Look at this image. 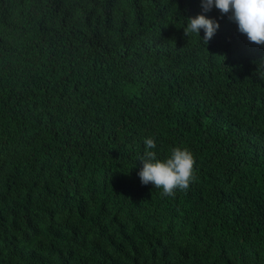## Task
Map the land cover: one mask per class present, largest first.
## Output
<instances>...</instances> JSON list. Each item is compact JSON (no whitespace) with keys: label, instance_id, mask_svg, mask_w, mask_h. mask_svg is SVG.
Returning a JSON list of instances; mask_svg holds the SVG:
<instances>
[{"label":"trees","instance_id":"trees-1","mask_svg":"<svg viewBox=\"0 0 264 264\" xmlns=\"http://www.w3.org/2000/svg\"><path fill=\"white\" fill-rule=\"evenodd\" d=\"M230 15L0 0V264H264V45ZM146 138L193 153L187 190L142 184Z\"/></svg>","mask_w":264,"mask_h":264},{"label":"clouds","instance_id":"clouds-1","mask_svg":"<svg viewBox=\"0 0 264 264\" xmlns=\"http://www.w3.org/2000/svg\"><path fill=\"white\" fill-rule=\"evenodd\" d=\"M201 5L205 12L215 7L222 14L231 13L229 19L238 25V31L246 35L249 42L264 45V0H201ZM186 24L184 32L189 38L195 34L201 39L200 31L204 30L202 42L205 45L220 27L218 22L204 15L189 18ZM144 144L143 168L138 173L142 184H153L161 190L162 197L173 196L177 189L187 190L195 179L196 160L193 153L186 148L175 147L161 161L151 151L156 147L154 139L146 138Z\"/></svg>","mask_w":264,"mask_h":264}]
</instances>
